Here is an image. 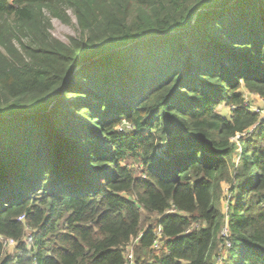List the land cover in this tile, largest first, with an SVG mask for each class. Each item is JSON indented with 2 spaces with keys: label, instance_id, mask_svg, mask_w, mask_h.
Segmentation results:
<instances>
[{
  "label": "trees",
  "instance_id": "trees-1",
  "mask_svg": "<svg viewBox=\"0 0 264 264\" xmlns=\"http://www.w3.org/2000/svg\"><path fill=\"white\" fill-rule=\"evenodd\" d=\"M255 98L264 0H0V264H264Z\"/></svg>",
  "mask_w": 264,
  "mask_h": 264
},
{
  "label": "rangeland",
  "instance_id": "rangeland-1",
  "mask_svg": "<svg viewBox=\"0 0 264 264\" xmlns=\"http://www.w3.org/2000/svg\"><path fill=\"white\" fill-rule=\"evenodd\" d=\"M67 13L72 18V24L71 25L63 24L58 19L50 17L51 18V22H52V30H51V32H52L53 36L55 38L59 39L60 41L65 42V43H68L69 39L71 37L79 36V31H78V27H77L76 18L74 17L72 11H68ZM47 14H49V13H47ZM93 104L95 105V102ZM251 105H252V110L255 111V112L258 111V110H264V104L258 98H255L252 101ZM223 111H224V113H226L225 110H223ZM77 115H79V112L74 109L73 112L70 115L71 116L70 124H71V121ZM233 141L236 142L237 139H234ZM5 242H6V240L4 241V245H5ZM5 247H6L7 252L10 253L12 251L9 250L8 248L15 247V244L14 245H5ZM131 255H133V254L129 253L128 258ZM133 262H134V260L132 259L131 263H129V264H133Z\"/></svg>",
  "mask_w": 264,
  "mask_h": 264
},
{
  "label": "built area",
  "instance_id": "built-area-1",
  "mask_svg": "<svg viewBox=\"0 0 264 264\" xmlns=\"http://www.w3.org/2000/svg\"><path fill=\"white\" fill-rule=\"evenodd\" d=\"M246 106H248V104H246ZM239 138H241L240 136H237V139H239ZM23 219H21V221H22ZM15 243H14V241H12V240H10V241H6L5 242V245H14ZM132 259H133V256L131 255L129 258H128V263L127 264H129V263H131V261H132Z\"/></svg>",
  "mask_w": 264,
  "mask_h": 264
}]
</instances>
